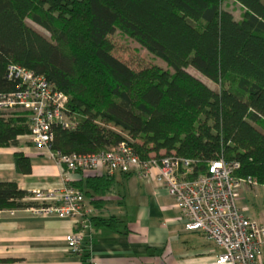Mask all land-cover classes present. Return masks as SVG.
Returning <instances> with one entry per match:
<instances>
[{"label":"trees","instance_id":"16d2710c","mask_svg":"<svg viewBox=\"0 0 264 264\" xmlns=\"http://www.w3.org/2000/svg\"><path fill=\"white\" fill-rule=\"evenodd\" d=\"M224 1L0 0V92L16 88L6 77L11 64L63 92L66 113L76 122L75 129L53 128L52 147L64 153L125 142L141 160L172 154L197 160L190 178L221 156L239 163L236 176L264 184V131L253 124L264 122V0H233L243 9L239 20L222 8ZM26 16L52 39L28 25ZM116 29L167 69H133L117 58L110 39ZM22 121L0 116V146L17 145L16 137L29 132ZM14 162L19 173H30L22 152ZM88 184L95 191L108 186L105 176ZM37 205L15 182H0V210Z\"/></svg>","mask_w":264,"mask_h":264},{"label":"crops","instance_id":"0c3cea01","mask_svg":"<svg viewBox=\"0 0 264 264\" xmlns=\"http://www.w3.org/2000/svg\"><path fill=\"white\" fill-rule=\"evenodd\" d=\"M16 140L17 145L0 146V182H15L32 193L58 186L65 173L72 185H80L85 204L92 208L90 217L110 220L114 226L89 222L83 228L77 217L35 215L29 207L15 209L13 214L3 209L0 264H216L221 248L198 231L186 229L173 198L153 177L107 175L102 169L64 172L44 148L33 145L28 133ZM16 152L29 158L30 173L16 170ZM95 176L107 178L106 189L95 191L88 186V179ZM236 205L264 225V184L242 187ZM79 229L83 253L74 255L67 250L65 236ZM259 264H264V252Z\"/></svg>","mask_w":264,"mask_h":264},{"label":"built area","instance_id":"2783aa9c","mask_svg":"<svg viewBox=\"0 0 264 264\" xmlns=\"http://www.w3.org/2000/svg\"><path fill=\"white\" fill-rule=\"evenodd\" d=\"M6 77L16 82V88L0 92V116L15 110L25 112L30 141L44 148L64 172L102 169L107 175L120 172L153 177L173 198L185 219L186 229L198 231L221 248L215 256L216 264H259L264 252V225L245 215L236 205L239 190L256 181L235 175L238 162L218 156L206 163L204 172L190 178L197 160L175 154L141 160L125 142L105 151L64 153L53 148L52 142L54 126L66 130L76 127V122L66 113V95L53 89L42 76L20 65H9ZM69 181L64 173L58 186L34 189L32 199L39 204L29 207V211L35 215L77 217L79 225L85 228L89 225L92 208L85 204L82 190ZM8 210L11 214L15 211ZM82 238L81 229L65 236L71 254L83 253Z\"/></svg>","mask_w":264,"mask_h":264},{"label":"rangeland","instance_id":"374dc122","mask_svg":"<svg viewBox=\"0 0 264 264\" xmlns=\"http://www.w3.org/2000/svg\"><path fill=\"white\" fill-rule=\"evenodd\" d=\"M222 8L231 11L236 19H239L242 15V7L233 0H225L222 3ZM25 21L40 34L48 39H52L51 34L45 28L34 22L30 16H26ZM110 39L114 44V55L120 60L126 62L133 69H140L142 67H148L152 65H157L163 69H167V66L163 60L148 52L143 46H141L140 43H138L135 39L128 36L127 34L123 33L121 30L116 29L115 32L110 36ZM187 71L195 77L199 78L211 89L215 91L219 90L220 85L218 83L210 81L192 67H188ZM17 115L24 119V121H22V124H24V127H27L28 129V117L26 116L25 112L21 110H15L8 113L7 117ZM253 124L257 128L264 131V122H261L260 124Z\"/></svg>","mask_w":264,"mask_h":264}]
</instances>
